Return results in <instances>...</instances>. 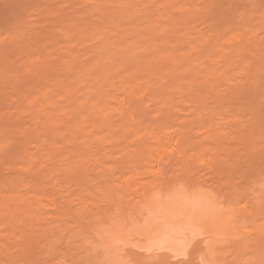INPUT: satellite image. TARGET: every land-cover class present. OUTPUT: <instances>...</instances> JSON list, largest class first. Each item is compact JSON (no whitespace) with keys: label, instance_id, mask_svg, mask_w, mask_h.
<instances>
[{"label":"rangeland","instance_id":"374dc122","mask_svg":"<svg viewBox=\"0 0 264 264\" xmlns=\"http://www.w3.org/2000/svg\"><path fill=\"white\" fill-rule=\"evenodd\" d=\"M178 1L172 0V16L152 15L158 27L155 38L177 47L187 33L197 38L199 32L206 43L197 49L206 51L217 44L216 69L225 77L215 88L217 94L210 90L212 76L208 82H198L193 92L183 89L180 96L172 94L167 106L147 97L106 102L103 92L78 87L82 97L100 102L107 112L83 114L77 145L69 121L74 103L60 99L50 105L49 109H59L62 115L48 126L45 119L51 118L42 117L38 109L35 84L43 83L51 70L61 74L58 69L68 66L66 61L94 50L98 41L80 42L71 33L67 36L70 52L57 25L75 28L82 12L99 4L89 0H0V181L4 185L22 181L20 201L13 205L29 210L28 215L21 210L12 212L11 220L0 214V264H264V0H192L195 11L190 10L191 0ZM249 10L255 11L251 12L254 16L245 21ZM190 11L191 19L186 17ZM92 12L89 23L98 19ZM246 28L252 30L250 34ZM257 30V44L255 37L251 39L252 48L248 41ZM106 32L118 42L122 38L137 40L140 35L139 29L122 36H115L114 28ZM211 35L212 39L219 35L220 41L208 42ZM243 44L247 46L244 50ZM221 51L227 54L222 56ZM115 86L112 93L120 96L118 84ZM39 131L45 135L43 142L34 138ZM26 151L32 158L23 166L20 155ZM69 153L92 159L71 161V171L66 172L59 159ZM157 190L161 196L210 191L216 195L218 209L220 203L225 209L229 205L233 225H228L229 232L216 243L205 229H192L191 238L178 249L185 253L177 257L170 250L155 249L153 241L148 243L150 249H141L135 236L124 245L126 259L108 261L101 236L109 230L107 223L111 225L116 218L128 227L135 221L145 224L144 208ZM105 212L114 213L107 225ZM213 243L218 252L210 262L205 250Z\"/></svg>","mask_w":264,"mask_h":264},{"label":"bare ground","instance_id":"6f19581e","mask_svg":"<svg viewBox=\"0 0 264 264\" xmlns=\"http://www.w3.org/2000/svg\"><path fill=\"white\" fill-rule=\"evenodd\" d=\"M89 2L92 4H99L98 6L89 7L88 9L85 8L87 11H93L91 13L93 16L97 15L96 17L98 19L97 21L95 20V23H89L90 21L88 22L87 19H90L89 16L91 15L90 12L85 13L86 10H84L85 14L82 12V20L78 19L79 22L76 23L77 27L75 26V28L67 29L64 28L63 24L57 26L61 28V36L64 39H67V36L72 33L75 35L77 40L80 39L78 40L80 42H84L86 40L98 41L94 48H92L94 50L91 51L89 49H84L86 52L82 50L84 52V56L82 58L79 57V54L78 58H70L72 60H69L71 61L70 64L69 61H66L68 66L66 65V67L62 68V70L58 69V71H61L65 75H62V73L58 74L57 71L55 72L54 70L50 69L52 71L51 72L48 70V72L50 71V76L48 75L43 83L37 80L39 82V86L36 85L37 83L35 84L38 93V109L42 111L41 115L44 114L42 117L51 118L45 119V122L48 124V126H52L54 118L62 115V112L59 115V109H49L48 107L50 105L57 103L60 99H66L74 103L72 106L73 115L69 120L72 122L75 131L73 143L78 142L79 132L83 127V114L90 116V114H105L107 112L106 108L102 107L100 102L96 103L87 97H82L85 95L79 93L78 87H83L89 91L95 90L97 92H103L101 97L105 99V101L106 99L110 101V99L112 100L113 98H117L119 100L121 99L120 101L127 103L134 98L147 97L152 101H159V103L161 102L167 106L170 102H172V94L180 96V94L183 92V89L193 92L197 88L198 82H208L206 80L210 76H212L213 80L211 83L212 87L210 88L212 93H215V88L219 81L225 80L224 75L219 73L216 69V56L220 48L218 49V45L216 44L213 47L208 48L206 51L197 49L198 45H204L206 43V41L204 42L206 38L199 32L197 38L196 36H190L189 34L191 33H187L188 37L185 38L183 43L177 47L174 45V43L166 44L165 42L155 38V35H157L158 32V27H156L153 23L152 15H159L161 17L172 16V0H89ZM153 5H157V8L153 7ZM83 9L84 8L82 7V10ZM190 10L195 11V5L193 2ZM251 12L255 11H246V15L244 14L245 21H248L246 17H249V15L250 17L254 16V13L251 15ZM261 14H264V12L262 11ZM261 14L260 17L262 16ZM83 15H85L87 18L83 17ZM145 16L147 17L145 18ZM186 17L191 19V11ZM249 19H252V17ZM128 20L132 21L124 23V21ZM184 20L186 21L187 19ZM80 21H85L83 23L88 22L89 24L84 25ZM80 23L81 26H79ZM58 24H60V22ZM172 24H174L176 27L178 26L177 22H173ZM263 24L264 23L261 25L264 26ZM121 25H124L125 27L122 28ZM105 28H114V32L116 33L115 36H122L123 33L129 32L130 30L139 29L140 39L138 38L137 40H132L129 38H122L121 41L118 42L112 37L113 35L107 34ZM251 31L252 30L247 32L250 34ZM257 32L258 30L256 31V35L252 33L253 35H251L249 38L248 42H250L249 46L251 47L255 44V41H257L256 38H258L257 36L259 34V32L258 34ZM102 34L106 35L104 37H99ZM212 36L213 35L208 38V42L215 43V41H220L218 37L219 35H214V38L216 37V39H212ZM245 37L248 38L249 36L246 35ZM254 37L255 40H253ZM222 39H225L224 35H222ZM251 39L254 41L253 45H251V42H253ZM61 41L63 40L61 39ZM70 43L71 41H68L67 39L65 46L69 48L72 46ZM139 43H142L143 46H139ZM61 46H63V44ZM255 46L252 48H255ZM243 47L245 49L247 48V46H244V44L242 48ZM58 48L63 49L64 47L58 46ZM244 48L242 50H244ZM68 50L70 51V48ZM127 53L129 55H127ZM223 54H227V52L221 51L222 56H224ZM115 59H118V61L116 62ZM100 63L103 64L101 65ZM143 72L147 74L146 77H144L145 75ZM43 76L44 74L42 77ZM115 83L118 84V87L121 90L120 96L114 95V93H112L116 87ZM206 84L204 86L205 88H207ZM215 94H217V92ZM26 101L28 103V98H26ZM132 112L130 111V113ZM36 122H40V120ZM140 122L142 123V121ZM110 130H112L111 127ZM119 131H122V129ZM96 133H99V131ZM99 134H101V132ZM43 136L45 135H42V133L39 131L36 132L34 138H36V141L38 142H43ZM48 136L49 133L47 134V137ZM48 139L50 140V138H47V140ZM62 139L66 140L67 137L62 136ZM20 158L22 160L21 165L26 166L27 164L25 162L31 161L32 156L30 152L26 151L20 155ZM76 159L77 162L79 161L81 163L87 159L91 160L92 157L85 154L71 156L69 153L67 158L65 156L59 160L61 161V164L65 165H63L64 167H67L66 172H68L69 164L72 166L71 161L75 163L74 161H76ZM42 161L47 162L48 159L46 160V158H43ZM2 183L4 182L2 181L0 184ZM3 185L4 184H2V186ZM4 186L6 192L3 193L0 191V214H2L5 219L11 220L10 216L12 215V212L22 209L14 206L13 203L20 201L19 191L21 187L25 186V184H23L22 181L15 180L6 183ZM158 192V190L154 191L146 203L144 208L146 214L145 218L143 219L145 224L142 223V221H135L132 224V227H128L126 224L121 223L120 221L117 222L118 220L115 221L116 218L112 220L113 223L111 225L107 223L108 226L110 225L109 227L107 226V228H109V230L107 229L108 233L105 232L106 230H104L105 235H100L104 237L105 240V258H107L108 261L110 260L114 262L118 260L117 262H120L122 261V258L126 259L127 257L124 258L126 255L124 256V253L122 252L124 245L135 236H138L137 238H139L138 245H136L139 248L150 249L152 246H150L151 244L149 245L148 243L153 241L154 244H152L156 247L155 249H164L166 251L170 250L172 252V256L177 257L183 253V250L180 253L182 248L181 243H184V240L187 241V239L191 238L188 234H192V229H205L206 232L204 233H207L212 242L216 243V241L222 240V237L225 238L226 233L229 232L226 228H229V226L233 225L231 224L233 223L231 222L232 220L230 218V216H232V212L229 210V205L227 206L229 209H225L224 206L221 205L222 203H220V206L222 207L221 209H224V211L218 209V205L216 204L219 202L217 201L216 195L210 191L193 190L187 191L186 193H178V195L170 194L167 196H161L163 194ZM226 210L230 214H227ZM28 211L29 210L24 209L21 210V213L22 215H28ZM219 211L222 214H220ZM113 214L114 213L108 212L103 213V222L106 224L107 219L109 220L110 216ZM224 214L228 215L229 218ZM221 215H224V217H220ZM228 219H230V221H228ZM17 222L18 220L15 221V224H17ZM228 222L231 223L229 224ZM105 224H103L104 226H99H103L105 228ZM101 233L103 232L101 231ZM224 234L225 236H223ZM155 242L158 243V245L155 244ZM214 246V243L210 244L205 250L208 259L210 258V262L215 260L216 253L218 252L213 249ZM179 247L180 251H178Z\"/></svg>","mask_w":264,"mask_h":264}]
</instances>
